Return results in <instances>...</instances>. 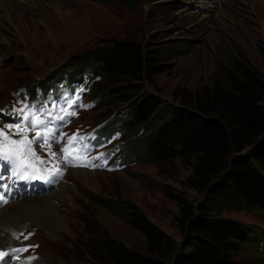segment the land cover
Segmentation results:
<instances>
[{
	"label": "rangeland",
	"instance_id": "374dc122",
	"mask_svg": "<svg viewBox=\"0 0 264 264\" xmlns=\"http://www.w3.org/2000/svg\"><path fill=\"white\" fill-rule=\"evenodd\" d=\"M10 1H17L14 7L22 16L17 18L12 12L10 21L0 15V35L7 39L0 38V105L17 86L24 88L23 84H35L48 76L52 82V72L70 54L124 37L143 42L154 39L166 47L161 69L147 74L144 80L146 89L165 102L180 103L182 97L187 98L209 82L220 63L228 64L230 56L238 51L264 75V0H134L131 7L118 0ZM106 81L104 75H93L86 92L78 90L69 99L63 95L59 101L52 99L49 110L42 112L45 125L51 129L50 139L54 136L66 143L75 134L74 129L90 137L86 143L92 146L107 136L115 139L113 147L106 142L82 152L89 166L76 162L59 181L43 184L23 180L20 184L21 198L31 194L66 195L63 201L52 198L64 213L66 225L58 224L51 233L27 218L22 220V228L14 231L17 225L11 226L12 231L7 233L13 238L16 234L11 243L23 241L25 232L32 233L27 242L38 253L37 264H103V234L96 224L128 247L145 251L144 235L124 220L119 208L104 204L103 199L132 201L179 242L183 238L179 207L171 195L184 196L193 204L204 197L203 191L185 182L191 170L187 157L158 161L145 156L147 151L140 139L155 119L129 126V101H110L114 97ZM262 104L264 107V101ZM76 106L80 108L70 118L59 114ZM19 134L13 133L10 138ZM51 145L62 149L58 141H50ZM96 157L99 159H93ZM215 200L217 207L210 211L212 215L233 217L249 226L246 240L233 256L242 264H264V208L246 204L231 188Z\"/></svg>",
	"mask_w": 264,
	"mask_h": 264
},
{
	"label": "trees",
	"instance_id": "16d2710c",
	"mask_svg": "<svg viewBox=\"0 0 264 264\" xmlns=\"http://www.w3.org/2000/svg\"><path fill=\"white\" fill-rule=\"evenodd\" d=\"M118 1L129 7L134 4V0ZM165 51L154 39H113L70 54L55 72V79L64 73L79 78L86 70L106 76L105 85L114 97L110 101H129V126L155 119L140 139L145 156L158 161L187 157L191 170L185 182L204 192L197 204L171 195L179 207L183 233L179 242L132 201L103 199L104 204L119 208L124 220L145 238V251H140L96 224L103 234V264H242L233 253L246 240L249 226L210 211L217 207L215 196L224 195L227 188L248 205L264 208V75L238 51L180 103L165 102L144 84L147 74L163 66Z\"/></svg>",
	"mask_w": 264,
	"mask_h": 264
},
{
	"label": "snow or ice",
	"instance_id": "6c2138e0",
	"mask_svg": "<svg viewBox=\"0 0 264 264\" xmlns=\"http://www.w3.org/2000/svg\"><path fill=\"white\" fill-rule=\"evenodd\" d=\"M17 112L28 122L31 129L35 130L38 126H43L45 130L43 132L36 130L34 137L28 138V136L23 135L19 140L11 139L9 134L0 130V159L11 161L12 178H18L20 180L48 179L47 176L35 174L38 171L37 165H42L45 161L41 159L32 146L33 144H38L40 147H49L51 129H48L44 121L34 114H26V109H18ZM60 119H63V117ZM11 128L12 126L10 125V131ZM15 130L23 134L26 128L21 124H17ZM89 138L90 137L79 135V133L73 134L72 137L68 138V144L60 150L66 164L72 165L76 162H82V166H89L86 156L81 154L89 150V145L83 143L80 148L73 149V145L77 140L84 141ZM51 140L54 141V136L51 137ZM40 141H42V144L39 143ZM52 155L55 156L56 153L53 152ZM93 159H99V157ZM54 171L55 174H60L59 168H56ZM0 202L6 203L7 201L3 200V197L0 196ZM25 239H27V237H25ZM13 251H26V249H14ZM5 255H7V253H0V258Z\"/></svg>",
	"mask_w": 264,
	"mask_h": 264
},
{
	"label": "bare ground",
	"instance_id": "6f19581e",
	"mask_svg": "<svg viewBox=\"0 0 264 264\" xmlns=\"http://www.w3.org/2000/svg\"><path fill=\"white\" fill-rule=\"evenodd\" d=\"M15 2L17 1L11 2L10 0H0V15H5L11 21L12 12H14L15 14L18 13L14 7ZM199 3L201 5L204 4L203 2ZM21 16L22 15L17 14V18H20ZM0 38L5 39L1 35ZM77 172H81L85 175L90 174V177L92 175L90 172L86 171H74V174H77ZM60 183H63V180ZM65 196V192L54 193L53 195L46 196L30 195L29 197L11 200L2 207H0V246L6 245L5 247H7L11 245L10 243L12 240L14 241L16 234L14 238L12 236V233H10L9 235L7 234L8 232L12 231L10 227L17 225L14 231H16L17 228H22L24 225L21 224L22 220L24 221L27 218H29L36 224L42 225V227H44L47 231L51 233L55 231L58 224L66 225V218L64 213L60 212L57 208L58 202H55V199H52L53 197H55L56 199L63 201ZM6 234L7 239L5 238ZM1 248L3 247H0V249ZM1 253H7V255L3 257H8L12 254V251H3ZM18 261L22 262L23 257L19 256Z\"/></svg>",
	"mask_w": 264,
	"mask_h": 264
}]
</instances>
